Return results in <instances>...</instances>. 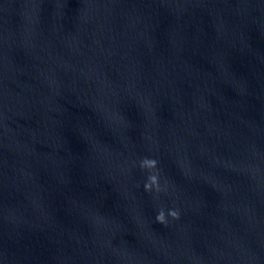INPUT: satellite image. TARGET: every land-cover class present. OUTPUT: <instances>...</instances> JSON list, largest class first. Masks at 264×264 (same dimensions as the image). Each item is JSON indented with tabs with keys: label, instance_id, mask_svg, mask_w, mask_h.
<instances>
[{
	"label": "water",
	"instance_id": "obj_1",
	"mask_svg": "<svg viewBox=\"0 0 264 264\" xmlns=\"http://www.w3.org/2000/svg\"><path fill=\"white\" fill-rule=\"evenodd\" d=\"M0 264H264V0H0Z\"/></svg>",
	"mask_w": 264,
	"mask_h": 264
},
{
	"label": "clouds",
	"instance_id": "obj_2",
	"mask_svg": "<svg viewBox=\"0 0 264 264\" xmlns=\"http://www.w3.org/2000/svg\"><path fill=\"white\" fill-rule=\"evenodd\" d=\"M157 161L154 159L145 158L141 166L147 169H154L156 167ZM146 190H151L153 187L156 188L157 191L160 190L158 183V176L155 174H150L148 177V182L144 185ZM168 215L173 218H179V212L176 210H169ZM156 220L160 223H166V216L164 210H160L156 216Z\"/></svg>",
	"mask_w": 264,
	"mask_h": 264
}]
</instances>
